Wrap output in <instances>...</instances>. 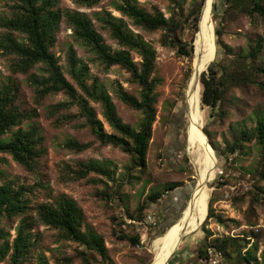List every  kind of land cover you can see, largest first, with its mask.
<instances>
[{
  "label": "rangeland",
  "instance_id": "rangeland-1",
  "mask_svg": "<svg viewBox=\"0 0 264 264\" xmlns=\"http://www.w3.org/2000/svg\"><path fill=\"white\" fill-rule=\"evenodd\" d=\"M116 1L101 0L92 8H81L72 0H58V7L85 13L112 51L125 48L111 37L96 14L102 16L109 12L121 20L126 30L140 36L154 50L151 76L156 81L157 102L145 167L137 166L135 158L119 147L101 145L83 125V119L77 117V107L63 92L38 95L37 90L43 87L34 85L31 78L47 77L41 64L25 74L14 72L15 56L0 48V88H10V93L15 94L13 105L32 115L3 138L7 140L17 129L35 127L44 150L33 170L25 169L9 155L0 153V186L11 183L15 188L27 190L24 198L29 207L26 215L30 219L28 232L33 245L22 264H152L159 256L158 252L167 246L175 228L171 227L170 231L152 228L145 222L146 210L167 194L169 185L183 187L195 181L189 213L177 222L185 226L179 230L174 245L160 264H173L181 255L183 261L192 263L195 255L206 246L221 250L226 264H244L241 254L246 247L252 252L254 264H264V178L260 175L264 158L254 139L255 126L264 121V73L258 71L264 69V30L260 17L250 11L249 0H176L175 3L132 0L148 13H161L168 21L166 26L148 31L133 25L130 19L114 10L112 4ZM12 4V0H0V23L2 19L10 18ZM213 10L216 13L213 14ZM199 18L201 27L197 30ZM5 33L25 42L23 34L1 27L0 40ZM207 33L212 39L211 53L207 60L200 62L199 58L207 50ZM257 44L260 48L252 54ZM218 48L220 55L215 61ZM70 50L78 66L86 69L85 81L90 84L97 80L110 95L122 122L137 131L141 113L124 105L114 89L120 85L137 97L139 87L131 82L129 73L122 67H105L84 43L74 37L73 29L62 19L50 51L63 76L75 86L68 75ZM130 56L139 63L136 53L130 51ZM211 61L200 79L202 74L208 76L221 95L214 108L204 106L202 102L200 105L198 100L194 122L206 141L204 146L191 134L189 110L193 92L199 99L201 90L202 96L198 68ZM59 103L64 106L55 109ZM90 106L103 123L104 130L112 133L100 115V105L90 102ZM72 115L76 117L69 120ZM243 132L249 136L247 141L242 138ZM176 134L182 151L176 152L171 159L164 148ZM68 141L89 143L90 146L78 152L67 147ZM90 160L108 168L110 178L94 173L77 178L78 164ZM62 194L72 198L81 209L82 231L102 238L107 258L64 239L58 230L38 221L36 207L52 204ZM202 195L206 205L200 221L196 215ZM152 197H157L155 203ZM209 211L212 218H207ZM160 212L155 208L158 221L164 219ZM20 219L21 216L12 219L0 216V246L5 242L11 244ZM187 223L197 224V230L191 232L192 226ZM164 232L163 239L153 243ZM131 238H137V241L132 243ZM232 238H236L234 244L229 241ZM247 242L250 245L246 246ZM8 263L6 257L0 264Z\"/></svg>",
  "mask_w": 264,
  "mask_h": 264
},
{
  "label": "trees",
  "instance_id": "trees-1",
  "mask_svg": "<svg viewBox=\"0 0 264 264\" xmlns=\"http://www.w3.org/2000/svg\"><path fill=\"white\" fill-rule=\"evenodd\" d=\"M72 1L78 7L92 8L101 0ZM169 1L176 2V0ZM12 3V14L10 18L1 20L0 27L23 34L25 42H19L9 33H5L0 40V48L7 54L15 56L13 71L25 74L35 65L41 64L47 73V77L38 79L32 76L31 78L34 85L43 87L37 90L38 95L44 96L51 92H63L71 104L77 107V117L83 119V125L90 129L101 145L119 147L123 152L135 158L137 166L145 167L150 130L155 117L154 106L157 102L155 94L156 81L151 76L154 68L155 52L151 46L143 41L140 36L126 30L121 20L113 17L109 12H104L102 16L96 14V18L109 30L111 37L125 49L112 51L103 42L102 36L95 31L91 20L85 13L69 9L61 10L58 7V0H12ZM249 4H251L250 11L260 17L264 30V0H249ZM112 5L114 10L130 19L133 25L144 30L160 29L168 24L161 13H148L138 7L132 0H118ZM201 13L202 8L199 17ZM62 19L73 29L74 37L84 43L105 67L115 65L122 67L129 73L131 82L139 87L137 97L126 92L120 85H117L114 89L118 99L124 105L141 113L137 131L122 122L110 95L97 80H93L90 84L85 81L86 69L84 66H78L72 50L68 53V75L76 87L63 76L56 58L50 51L51 46L55 43V31ZM200 27L201 19L199 18L197 30ZM215 33L219 36L217 31ZM259 48L260 46L257 44L252 54H255ZM130 51L139 56L140 61L138 64L132 60ZM186 54L189 55V53ZM219 55L220 50L218 48L214 58L215 61L218 60ZM211 63L212 61L199 66L198 80L201 73ZM258 71L264 73V69ZM200 83L202 85V96L200 90L198 99L200 105L202 102L204 106L214 108L220 99L221 92L205 74H202ZM14 101L15 94L10 93V88H0V153L9 155L13 161L25 169L33 170L44 151L41 147L42 138L37 129L35 127H30L28 130L17 129L11 132L7 140L3 138L12 128L32 117L29 112L20 111L14 106ZM90 102L100 105V115L112 130V133H107L104 130L103 123L97 118ZM63 106V103H59L54 108L58 109ZM74 117L76 116L72 115L68 119L72 120ZM242 138L247 141L249 136L246 132H243ZM254 139L264 158V121H259L255 126ZM66 145L78 152L90 146L89 143L80 144L76 141H68ZM234 145L237 144L234 143ZM89 173L110 178L111 172L105 166L92 160L78 164V170L75 173L77 178L82 179ZM260 175L264 178V169H262ZM176 187L178 185H169L167 191ZM26 192V188H15L11 183L0 186V216L7 219L21 216L11 244L5 242L0 246V263L8 257V264H22L23 259L33 245L30 242L28 232L30 219L26 215L29 209L28 202L24 198ZM156 199L157 197L151 198L153 203ZM36 214L42 225L58 230L64 239L73 241L102 258H107V250L102 238L92 232L82 231L83 214L72 198L62 194L52 204L38 205ZM212 217L213 214L209 211L207 218ZM219 222L221 221L219 220ZM234 239L236 238L229 240L231 244L235 243L236 240ZM130 241L134 243L137 238H131ZM224 243L222 242V244ZM246 244V246L250 245L248 242ZM204 248L197 253V256L203 253ZM241 259L244 264H254L251 260L252 252L247 247L244 248Z\"/></svg>",
  "mask_w": 264,
  "mask_h": 264
},
{
  "label": "crops",
  "instance_id": "crops-1",
  "mask_svg": "<svg viewBox=\"0 0 264 264\" xmlns=\"http://www.w3.org/2000/svg\"><path fill=\"white\" fill-rule=\"evenodd\" d=\"M178 137H179V135L176 134V136H174V140L171 143H169L168 146H165V148H164L171 159L174 158L176 152L182 151V149H180V147H179L180 145L178 144L179 143ZM190 184L191 183H187L183 187H176L175 189L168 191L167 194L165 196H163L161 198V200L154 205V207L157 210L161 211L160 215L162 214L161 216L164 217V219H161V221L159 219L157 226L155 227L156 230L164 228V229L170 231L171 227L174 226L175 229L173 228L174 230L172 231V235H173L182 225H184L182 223H177V222H179L181 219L185 218L187 216V214L189 213V210H190V207L192 204V200H193L192 194H193L195 187H196L195 186L194 189L191 191ZM190 191H191V194L189 193ZM189 194H190V197H189L188 201L186 202V199L188 198ZM185 202H186V205H185V208L183 209ZM181 211L183 213L179 218V214ZM196 216H195V218H196ZM187 225L192 226L190 228L191 232L194 230H197V224L187 223ZM164 235H165V232L160 237L155 239L153 243H157V242L161 241L163 239ZM158 253L160 254V251ZM154 257H155V255H154ZM196 257H197V254L193 258V262L188 263L187 261L182 260V255H181L180 259L175 260L173 264H193V263H195Z\"/></svg>",
  "mask_w": 264,
  "mask_h": 264
},
{
  "label": "bare ground",
  "instance_id": "bare-ground-1",
  "mask_svg": "<svg viewBox=\"0 0 264 264\" xmlns=\"http://www.w3.org/2000/svg\"><path fill=\"white\" fill-rule=\"evenodd\" d=\"M207 34H208L207 50L204 53V55L199 58V61L200 60H207L209 58V56H210V53H211L212 39H211L210 34L209 33H207ZM196 61H198V59ZM196 80H197V77H196ZM196 80L194 78V85L197 84L196 83ZM197 105H198V97H197L196 93L193 92L192 101H191V107H190V110H189V118H190V122H191L190 130H191L192 136L195 139H200L202 141L203 145L206 146V141L204 140V138L201 137V135L199 133V130H198V128H197V126H196V124L194 122ZM202 182H203V179H202V171H200V174H199V184H200L201 187H202ZM205 205L206 204L204 202V198H203V195H202L201 196V204L199 206V211H198V214H197V219L200 220V221L204 217V214H205ZM183 227H184V225H182L179 229H181ZM179 229L173 235H171L168 238L167 246L165 247V249H163V250L160 251L159 256L155 258V261L152 264H160L161 263V261L163 260V258L167 254L169 248L172 245H174V243H175V241L177 239V234H178Z\"/></svg>",
  "mask_w": 264,
  "mask_h": 264
},
{
  "label": "built area",
  "instance_id": "built-area-1",
  "mask_svg": "<svg viewBox=\"0 0 264 264\" xmlns=\"http://www.w3.org/2000/svg\"><path fill=\"white\" fill-rule=\"evenodd\" d=\"M155 204L151 205L149 210H146L145 222L152 228L157 226L158 219L155 213ZM193 264H226L223 252L215 247L206 246L203 253L196 257Z\"/></svg>",
  "mask_w": 264,
  "mask_h": 264
},
{
  "label": "water",
  "instance_id": "water-1",
  "mask_svg": "<svg viewBox=\"0 0 264 264\" xmlns=\"http://www.w3.org/2000/svg\"><path fill=\"white\" fill-rule=\"evenodd\" d=\"M214 13H216V10H213V14ZM214 58H215V56H214ZM185 143L187 144V137H186V132H185ZM195 183H196V181L195 182H192L191 184H190V188H191V190H193L194 189V187H195ZM189 197H190V195H189ZM189 197L186 199V202L188 201V199H189ZM186 202L184 203V207H183V209L185 208V205H186ZM182 209V210H183ZM182 211L180 212V214H179V218H180V216L182 215ZM178 218V219H179ZM172 255V254H171Z\"/></svg>",
  "mask_w": 264,
  "mask_h": 264
}]
</instances>
